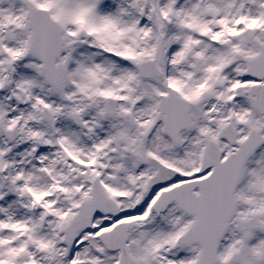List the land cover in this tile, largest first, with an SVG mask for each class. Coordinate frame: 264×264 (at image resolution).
<instances>
[{
	"label": "snow or ice",
	"instance_id": "6c2138e0",
	"mask_svg": "<svg viewBox=\"0 0 264 264\" xmlns=\"http://www.w3.org/2000/svg\"><path fill=\"white\" fill-rule=\"evenodd\" d=\"M0 264H264V0H0Z\"/></svg>",
	"mask_w": 264,
	"mask_h": 264
}]
</instances>
